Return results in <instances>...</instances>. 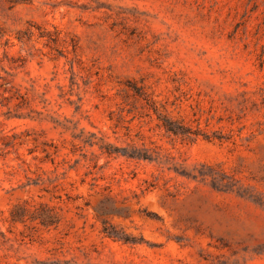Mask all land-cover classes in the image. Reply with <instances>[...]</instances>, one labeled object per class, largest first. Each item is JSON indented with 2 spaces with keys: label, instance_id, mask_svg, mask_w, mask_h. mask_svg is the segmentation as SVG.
<instances>
[{
  "label": "rangeland",
  "instance_id": "obj_1",
  "mask_svg": "<svg viewBox=\"0 0 264 264\" xmlns=\"http://www.w3.org/2000/svg\"><path fill=\"white\" fill-rule=\"evenodd\" d=\"M0 264H264V0H0Z\"/></svg>",
  "mask_w": 264,
  "mask_h": 264
},
{
  "label": "trees",
  "instance_id": "obj_2",
  "mask_svg": "<svg viewBox=\"0 0 264 264\" xmlns=\"http://www.w3.org/2000/svg\"><path fill=\"white\" fill-rule=\"evenodd\" d=\"M165 125L166 127L169 129V130H172V131H177V128L175 126V124L171 121H167L165 122Z\"/></svg>",
  "mask_w": 264,
  "mask_h": 264
}]
</instances>
